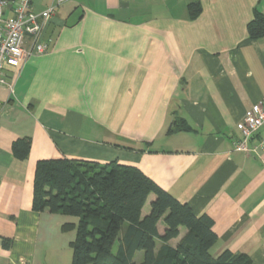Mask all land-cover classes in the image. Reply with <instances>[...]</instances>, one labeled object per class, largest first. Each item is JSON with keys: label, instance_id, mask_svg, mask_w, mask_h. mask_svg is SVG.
<instances>
[{"label": "crops", "instance_id": "crops-1", "mask_svg": "<svg viewBox=\"0 0 264 264\" xmlns=\"http://www.w3.org/2000/svg\"><path fill=\"white\" fill-rule=\"evenodd\" d=\"M31 3L55 12L41 34L46 52L6 66L12 86L0 87V264L71 263L61 225L76 219L31 207L36 162L59 157L137 167L212 220L213 256L229 250L264 264V150L232 146L237 123L264 106V35L246 29L264 0ZM179 119L188 129L167 132ZM263 136L264 126L248 145ZM23 137L30 149L20 160L11 145Z\"/></svg>", "mask_w": 264, "mask_h": 264}, {"label": "trees", "instance_id": "trees-1", "mask_svg": "<svg viewBox=\"0 0 264 264\" xmlns=\"http://www.w3.org/2000/svg\"><path fill=\"white\" fill-rule=\"evenodd\" d=\"M200 10L198 2L188 4L190 18ZM248 36L264 35V14L254 11L246 24ZM188 129L183 120L167 132ZM30 149L29 137L13 141L11 151L23 160ZM150 193L155 198L150 211L141 209ZM31 207L75 217L64 222L62 231L74 230L70 264H250L245 253L225 250L213 256L210 249L217 236L212 220L195 216L186 203L179 202L135 166L116 161H95L66 157L44 158L36 162ZM163 218L165 228L157 230ZM186 232L175 246L168 242ZM157 241H160L157 247ZM7 246V243L4 242ZM142 252L140 260L135 259Z\"/></svg>", "mask_w": 264, "mask_h": 264}, {"label": "built area", "instance_id": "built-area-1", "mask_svg": "<svg viewBox=\"0 0 264 264\" xmlns=\"http://www.w3.org/2000/svg\"><path fill=\"white\" fill-rule=\"evenodd\" d=\"M32 0H0V87L11 89L5 67H18L31 54H43L47 44L41 40L44 26L55 12L54 5L36 12ZM29 38V44L25 39ZM264 126V106L253 105L237 123L240 137L232 142L234 150L246 153L264 150V136L254 146L248 143Z\"/></svg>", "mask_w": 264, "mask_h": 264}, {"label": "rangeland", "instance_id": "rangeland-1", "mask_svg": "<svg viewBox=\"0 0 264 264\" xmlns=\"http://www.w3.org/2000/svg\"><path fill=\"white\" fill-rule=\"evenodd\" d=\"M69 217L72 218L73 220L76 219L75 217H71V216H69ZM161 225H163V224L161 223ZM74 234H75L74 230L67 231V240H72L74 238ZM140 256H142V252L141 251L137 252V254L135 255V259L136 260L140 259Z\"/></svg>", "mask_w": 264, "mask_h": 264}]
</instances>
